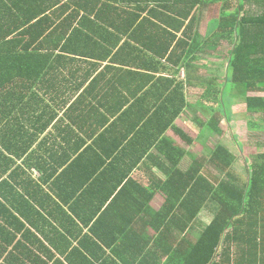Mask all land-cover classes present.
Returning <instances> with one entry per match:
<instances>
[{
  "label": "crops",
  "instance_id": "1",
  "mask_svg": "<svg viewBox=\"0 0 264 264\" xmlns=\"http://www.w3.org/2000/svg\"><path fill=\"white\" fill-rule=\"evenodd\" d=\"M60 6L47 10L51 22L45 34L53 32L49 40L57 37L64 58H58V67L35 73L36 83L25 84L24 99L1 124L10 131L9 151L4 153L12 176L8 198L0 196L9 216L4 223L0 215V264H182L173 261V237L190 242L185 245L189 251L221 204L201 202L190 221L173 219L180 215L179 201L173 198V186L165 184L173 169L170 94L173 77H185L184 69L173 73V40L169 52L153 53L141 46L149 43L148 36H117L109 20L97 19L99 11L112 9ZM119 8L142 17L148 11L133 5ZM236 12L239 18L263 16L264 0H201L193 7L189 32L194 41H189L195 46L191 55L201 80L184 83L186 106L209 109L203 95L211 81L205 77L212 72L220 80L213 83L217 113L229 110L231 118L229 137L222 121L217 122L219 145L233 160L228 169H216L221 175L212 179L233 187L246 183L255 167L264 164V113L239 112L247 109L245 96L264 98V84L246 88L249 78L234 81L232 77H251L253 70L240 72L228 65L227 53L240 44L253 67L264 69V17L254 25L235 23L231 33L220 35L219 15ZM152 24L164 27L157 19ZM54 54L49 62L53 65ZM204 120L200 124L209 130ZM229 140L233 149L227 146ZM182 149L191 159L184 171L194 159L202 163L204 157L197 159ZM227 170L232 180L225 181ZM249 219L259 227L224 230L215 260L205 264H264V201Z\"/></svg>",
  "mask_w": 264,
  "mask_h": 264
},
{
  "label": "trees",
  "instance_id": "2",
  "mask_svg": "<svg viewBox=\"0 0 264 264\" xmlns=\"http://www.w3.org/2000/svg\"><path fill=\"white\" fill-rule=\"evenodd\" d=\"M216 1V0H213ZM201 0H0V196L2 199L8 198L10 191V175L9 166L10 158L4 153L9 151V129L8 126H2V122L6 115H10L12 111L17 110L14 106L21 102L25 96V84L36 83L37 76L35 73L40 70L58 67V58H64L66 52L62 46L55 41L49 40L53 32L47 33L46 29L50 28L51 19L46 13L53 5L60 4L61 8L68 5L82 6L85 4H94L100 7H107L113 10V13L98 12L96 14L98 20H109L113 24L117 36H125L128 38H139L141 35L148 36L150 45L142 44L148 51L153 53H167L170 46V40H173V73L179 74L184 69L185 77L176 80L173 77V131L186 137L180 130L175 120L184 111L187 105L185 94V81L190 79H200L196 75V65L193 64L192 52L195 49L194 39L190 37V28L195 18L191 15V11ZM133 5L139 9H147L142 17L140 12H128L120 6ZM145 7V8H144ZM166 10V11H165ZM171 10V11H170ZM73 16L74 14H70ZM263 16L258 18L238 17V12L230 14H220L218 20V31L220 35L222 31L226 34L234 30L236 24L261 21ZM217 16L215 17V19ZM153 19H157L162 24H152ZM189 21L187 22V20ZM65 21V18H64ZM128 23L127 26L125 24ZM147 23V24H146ZM236 23V24H235ZM238 27V26H237ZM226 29V30H224ZM217 31V30H216ZM180 33V34H179ZM217 35V32L215 33ZM135 36V37H134ZM160 41L153 42V38ZM51 39V38H50ZM137 40V39H136ZM138 41V40H137ZM167 41V43H164ZM139 44L136 45L138 47ZM217 46V44H216ZM196 47H199L196 46ZM139 50V48H136ZM228 65L238 69L240 72L253 70L252 76L244 75L247 81L246 88L252 87L254 84H264V69L262 66L257 69L253 67L244 47L240 44L228 49ZM143 52V50H141ZM55 53V54H54ZM52 54L54 57V65L50 62ZM164 55V54H163ZM248 59V60H246ZM169 60V59H167ZM259 63V62H258ZM49 64V65H48ZM260 64V63H259ZM190 71L194 72L192 77ZM201 80V79H200ZM206 91V103L212 112L208 127L218 134V120L213 112H217L218 93L216 85L210 83ZM205 91V92H206ZM247 110L252 113H264V98L245 96ZM24 112V109L22 110ZM7 123V122H6ZM201 123V122H200ZM202 125V124H201ZM185 151L173 143V169L171 173H167L166 185L173 186V198L179 201L176 206L180 215H174L173 219L190 221V215L193 216L200 208L201 202L211 201L221 204L220 210L216 211L212 221L203 231L192 248L185 252V245L190 242L178 240L173 237V261L179 260L182 264L195 262L196 264H205L214 261L216 258V250L220 242V237L226 229H248L255 230L259 227L258 222H250L253 213L261 210L264 201V164H258L249 176L246 183H239V186L218 184L213 181L211 170H226L233 160L232 155L222 146L216 145V148L209 154L208 159L204 158L202 163L193 160L192 165L187 171L181 170L179 164L185 156ZM207 169V171L205 170ZM203 170L205 172H203ZM204 174H208L204 175ZM5 175V176H4ZM4 176V177H3ZM226 178L232 180L230 172L226 171ZM216 182L217 184H214ZM242 182V181H241ZM7 193H4V192ZM226 201V204L224 203ZM175 205L173 204V208ZM7 206L0 202L1 221L4 223L9 221L6 216ZM252 212V214H251ZM242 214L238 220L237 217ZM3 227V226H2ZM241 239H244L243 237Z\"/></svg>",
  "mask_w": 264,
  "mask_h": 264
},
{
  "label": "rangeland",
  "instance_id": "3",
  "mask_svg": "<svg viewBox=\"0 0 264 264\" xmlns=\"http://www.w3.org/2000/svg\"><path fill=\"white\" fill-rule=\"evenodd\" d=\"M211 63H213V61H211L210 64ZM210 64L207 66V70H209V71L211 70ZM213 65H215V63H213ZM210 74H208L207 77H205V78L209 79L211 81V83H214V84L219 83L220 80H219L218 76L212 75V72H210ZM199 81H200V79H199ZM189 107L192 109H190ZM198 108H200L199 104H197V108L193 107V106H188V107L186 106L184 108V111H182V113L179 115V117L175 120L176 126L180 130H182L183 133L187 136V138H189L191 141H189V143H187L188 140L186 138L182 137L180 134L173 131V143L180 148L186 147L189 150V152H191L193 154V156L195 158L200 159L201 157L205 158L207 155H209V153H212V150H214L216 148V145L219 144L220 139L218 137V134H216L211 129L208 130L206 128V126H205L206 124H204L203 126H201V124H200V122H202L204 119H206V116L208 118H210V116L212 115V112L209 109H198ZM246 111H248V110L245 108L242 110L241 109L239 110V112L241 114L246 112ZM230 112L233 113V109L231 110V108H230ZM213 113L217 117V120L222 121L223 129H225L227 136L229 137V135H228V130H229L228 120L231 118L229 110H226V114H223L221 116L217 112H213ZM249 116H251L250 117L251 119H254V117L252 115H249ZM249 116H246V117H249ZM254 116H256V115H254ZM223 118H225V119H223ZM204 121H207V120H204ZM209 121H210V119H208V121L204 122V123H207V125H208ZM231 125H232V123H231ZM225 142H227V140H225ZM227 146H228V148L229 147L231 148V146H232L231 140H229ZM231 149H233V148H231ZM237 156L240 157V159L243 157L242 153L241 154L239 153V155H237ZM190 160L191 159L189 157H184V159L181 160L182 161V167L181 168L183 171L187 167L188 162H190ZM211 175L215 176L218 179V176L221 174L218 171L213 170L211 172ZM216 178H215V180H216ZM213 181H214V179H213Z\"/></svg>",
  "mask_w": 264,
  "mask_h": 264
}]
</instances>
